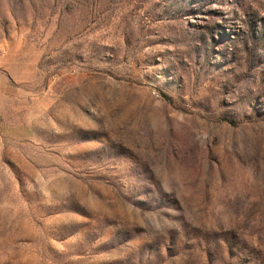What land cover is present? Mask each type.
<instances>
[{"label":"rangeland","instance_id":"1","mask_svg":"<svg viewBox=\"0 0 264 264\" xmlns=\"http://www.w3.org/2000/svg\"><path fill=\"white\" fill-rule=\"evenodd\" d=\"M0 264H264V0H0Z\"/></svg>","mask_w":264,"mask_h":264}]
</instances>
